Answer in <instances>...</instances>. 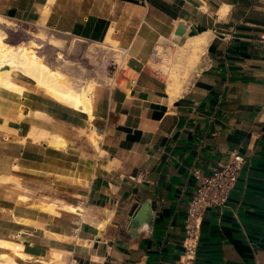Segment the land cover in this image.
<instances>
[{"label":"crops","instance_id":"crops-1","mask_svg":"<svg viewBox=\"0 0 264 264\" xmlns=\"http://www.w3.org/2000/svg\"><path fill=\"white\" fill-rule=\"evenodd\" d=\"M0 19L128 58L120 87H96L92 120L29 84L0 90V250L29 264H264V0H0ZM232 151L236 185L206 209L187 261L198 175ZM146 200L154 224L132 236Z\"/></svg>","mask_w":264,"mask_h":264},{"label":"rangeland","instance_id":"rangeland-1","mask_svg":"<svg viewBox=\"0 0 264 264\" xmlns=\"http://www.w3.org/2000/svg\"><path fill=\"white\" fill-rule=\"evenodd\" d=\"M38 34L42 35L38 37ZM0 37L9 47L16 48L19 45L35 47L34 49L39 54H43L50 66L61 70L71 79L72 85L77 90L86 88L91 81L101 86L104 91L122 85L123 67L126 66L128 58L116 48L5 19H0ZM110 72H116L117 82L112 83L113 73ZM14 77L17 82L29 84L26 85L27 89L39 93L38 96L55 99L33 82L26 81L20 72L14 71ZM108 96L103 95L101 103L106 101Z\"/></svg>","mask_w":264,"mask_h":264},{"label":"bare ground","instance_id":"bare-ground-1","mask_svg":"<svg viewBox=\"0 0 264 264\" xmlns=\"http://www.w3.org/2000/svg\"><path fill=\"white\" fill-rule=\"evenodd\" d=\"M106 39L111 42L110 36H107ZM203 42L202 39L192 40L182 48L183 50H190L189 61L192 62L195 58L194 55L201 50ZM34 48L23 45H19L16 48L9 47L0 37V90L25 95L26 88L20 85L14 77V71H17L20 72L24 79L32 81L37 87L46 91L50 97L52 96L74 109L84 112L92 120L95 116H93L94 97L96 87L99 85L91 81L87 84L86 88L77 90L72 85L71 79L64 72L50 66L42 56L43 54H39ZM55 137L57 138L56 140L54 139ZM60 139L58 136H53L51 142L59 146L62 144V140H64L63 138ZM54 204L48 205L47 207L53 209ZM64 207L76 211L72 205H64ZM6 244L11 245V242H6ZM31 259L29 255L22 251V248L16 250H0V264H29Z\"/></svg>","mask_w":264,"mask_h":264},{"label":"built area","instance_id":"built-area-1","mask_svg":"<svg viewBox=\"0 0 264 264\" xmlns=\"http://www.w3.org/2000/svg\"><path fill=\"white\" fill-rule=\"evenodd\" d=\"M134 81L131 79L130 83ZM114 82H117L116 72L112 75V83ZM243 163L244 156L238 151H232L225 164L218 166L208 175H198L200 183L196 186L187 208L184 254L187 261L195 258L206 209L227 204Z\"/></svg>","mask_w":264,"mask_h":264},{"label":"water","instance_id":"water-1","mask_svg":"<svg viewBox=\"0 0 264 264\" xmlns=\"http://www.w3.org/2000/svg\"><path fill=\"white\" fill-rule=\"evenodd\" d=\"M154 219L155 212L151 209V203L146 200L133 205L126 221V227L132 236H138L142 226H146L147 229L152 228Z\"/></svg>","mask_w":264,"mask_h":264}]
</instances>
